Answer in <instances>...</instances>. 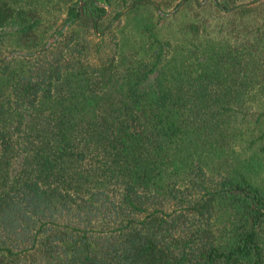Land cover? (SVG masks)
Here are the masks:
<instances>
[{
    "label": "trees",
    "instance_id": "trees-1",
    "mask_svg": "<svg viewBox=\"0 0 264 264\" xmlns=\"http://www.w3.org/2000/svg\"><path fill=\"white\" fill-rule=\"evenodd\" d=\"M200 1L0 0V264H264V0Z\"/></svg>",
    "mask_w": 264,
    "mask_h": 264
},
{
    "label": "water",
    "instance_id": "water-1",
    "mask_svg": "<svg viewBox=\"0 0 264 264\" xmlns=\"http://www.w3.org/2000/svg\"><path fill=\"white\" fill-rule=\"evenodd\" d=\"M182 1H184V0H182ZM203 1H205V0H203ZM202 1V2H203ZM108 7V6H107ZM109 9V8H108ZM158 10H159V12L160 13H162V10L160 9V8H158ZM53 40V38H50L49 40H48V42L44 45V47H46V46H48L50 43H51V41ZM17 52H14V51H12V52H9V53H7L6 54V56H4V58H8V57H10V56H12L13 54H16Z\"/></svg>",
    "mask_w": 264,
    "mask_h": 264
},
{
    "label": "rangeland",
    "instance_id": "rangeland-1",
    "mask_svg": "<svg viewBox=\"0 0 264 264\" xmlns=\"http://www.w3.org/2000/svg\"><path fill=\"white\" fill-rule=\"evenodd\" d=\"M196 1H197V0H196ZM202 1H203V0H201L200 3H202ZM203 2H205V1H203Z\"/></svg>",
    "mask_w": 264,
    "mask_h": 264
}]
</instances>
